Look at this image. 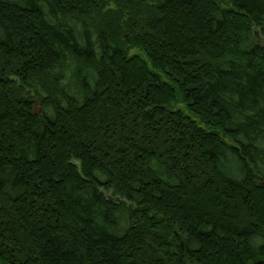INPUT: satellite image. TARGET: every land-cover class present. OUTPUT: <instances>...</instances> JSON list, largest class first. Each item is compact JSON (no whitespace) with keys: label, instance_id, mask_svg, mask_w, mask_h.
<instances>
[{"label":"trees","instance_id":"obj_1","mask_svg":"<svg viewBox=\"0 0 264 264\" xmlns=\"http://www.w3.org/2000/svg\"><path fill=\"white\" fill-rule=\"evenodd\" d=\"M262 182L264 0H0V264H264Z\"/></svg>","mask_w":264,"mask_h":264},{"label":"rangeland","instance_id":"obj_2","mask_svg":"<svg viewBox=\"0 0 264 264\" xmlns=\"http://www.w3.org/2000/svg\"><path fill=\"white\" fill-rule=\"evenodd\" d=\"M255 35H256L257 38L261 39L260 36H259V34H258V31H255ZM39 111H40L39 107L36 106L35 112L39 113Z\"/></svg>","mask_w":264,"mask_h":264},{"label":"water","instance_id":"obj_3","mask_svg":"<svg viewBox=\"0 0 264 264\" xmlns=\"http://www.w3.org/2000/svg\"><path fill=\"white\" fill-rule=\"evenodd\" d=\"M36 114H38V113L36 112ZM262 185H264V182H262Z\"/></svg>","mask_w":264,"mask_h":264}]
</instances>
